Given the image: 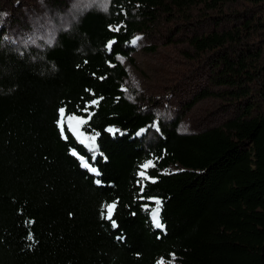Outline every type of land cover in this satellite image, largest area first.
I'll use <instances>...</instances> for the list:
<instances>
[{
	"label": "trees",
	"instance_id": "16d2710c",
	"mask_svg": "<svg viewBox=\"0 0 264 264\" xmlns=\"http://www.w3.org/2000/svg\"><path fill=\"white\" fill-rule=\"evenodd\" d=\"M235 1L110 0L41 50L15 49L0 23V264H264V82L251 50L237 48L239 12L189 36L233 99L222 126L183 133L179 117L139 108L118 59L132 61V38L162 15ZM245 1L264 23V0ZM61 109L87 122L79 133L95 148L59 125ZM108 204L116 228L102 218Z\"/></svg>",
	"mask_w": 264,
	"mask_h": 264
},
{
	"label": "rangeland",
	"instance_id": "374dc122",
	"mask_svg": "<svg viewBox=\"0 0 264 264\" xmlns=\"http://www.w3.org/2000/svg\"><path fill=\"white\" fill-rule=\"evenodd\" d=\"M110 0H0V12L10 15L0 18L5 35L15 49L41 50L55 44L60 32L69 30L86 11H105ZM251 3L238 0L230 5H219L208 9L202 2L183 13L162 15L146 32L136 34L129 46L133 47L129 60L121 55L119 61L127 75L122 80L126 97L141 109L154 114L157 119L169 121L180 118L178 130L195 133L215 126H222L234 111L233 99L225 96L221 85L212 80V64L205 52L198 53L189 43L191 33L207 34L219 25H226L231 17L224 12H239L233 21L242 27V44L237 48H249L255 57L252 62L258 73V84L264 82V23L246 11ZM224 11V12H223ZM245 11V13H243ZM246 14V15H244ZM255 16V15H254ZM172 21H170V19ZM254 20L250 28L244 23ZM233 25L229 24L227 28ZM133 40L137 42L132 43ZM252 90H254V85ZM208 91L206 94L204 92ZM59 125L65 124L81 139L89 141L79 133L81 117L60 115ZM155 125V124H154ZM155 137L150 129L148 139ZM147 160L142 168L151 165ZM170 170L177 169L171 165Z\"/></svg>",
	"mask_w": 264,
	"mask_h": 264
},
{
	"label": "snow or ice",
	"instance_id": "6c2138e0",
	"mask_svg": "<svg viewBox=\"0 0 264 264\" xmlns=\"http://www.w3.org/2000/svg\"><path fill=\"white\" fill-rule=\"evenodd\" d=\"M136 42H137L136 40L132 41L133 44H135ZM60 112L63 113L64 109H61ZM80 123L81 124H86L87 122L84 121V120H81ZM69 130L77 132L78 128H73L70 125V129ZM62 131H63V129H62ZM108 131L112 132L113 130L109 129ZM143 131H144V129H141V132H143ZM81 135H82V133H81ZM87 139L89 141V147L95 148V146H96L95 145L96 137L95 136H91V137H88ZM73 155L75 156V155H77V153L74 151ZM81 159H83V158H81ZM82 166L85 167V168H88L89 171H91L92 173H95V174L99 175V172H98V170L95 167H90L87 163H84ZM143 175L144 174L141 173V176H143ZM96 183L100 184L101 181L100 180H96ZM155 205H156L155 208L152 210V222H153V224H154V226L156 228L163 229L164 225L161 223V220H160V212H161L162 201L156 200L155 201ZM104 207L106 208V214L102 212V214H101L102 218L111 221L112 226L114 228L118 227L116 221L113 219V209L115 208V205L114 204H108V205H105ZM28 223H31V221H29ZM29 239H31V234L29 235Z\"/></svg>",
	"mask_w": 264,
	"mask_h": 264
},
{
	"label": "clouds",
	"instance_id": "9594fccd",
	"mask_svg": "<svg viewBox=\"0 0 264 264\" xmlns=\"http://www.w3.org/2000/svg\"><path fill=\"white\" fill-rule=\"evenodd\" d=\"M10 15L9 12H0V18Z\"/></svg>",
	"mask_w": 264,
	"mask_h": 264
}]
</instances>
